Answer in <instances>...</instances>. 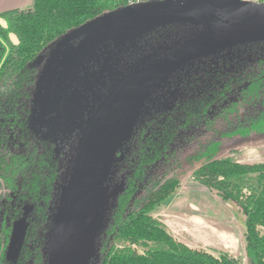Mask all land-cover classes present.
<instances>
[{
    "label": "trees",
    "instance_id": "obj_1",
    "mask_svg": "<svg viewBox=\"0 0 264 264\" xmlns=\"http://www.w3.org/2000/svg\"><path fill=\"white\" fill-rule=\"evenodd\" d=\"M131 0H34L33 7L0 14V34L11 44L0 49V264H46L50 208L61 160L54 143L30 126L41 67L31 63L69 30ZM9 33L20 39L13 44ZM247 52V53H246ZM252 60L237 59L206 72L205 88L152 118L128 142L121 161L125 190L106 233L98 264H241L177 240L152 211L181 186L176 174L184 147L189 162L203 160L194 177L246 215L250 264H264V162L241 163L218 157L222 139L264 133V42L245 48ZM256 184L247 190L245 178ZM34 206L17 262L7 258L13 223ZM143 248V251L139 250Z\"/></svg>",
    "mask_w": 264,
    "mask_h": 264
},
{
    "label": "water",
    "instance_id": "obj_2",
    "mask_svg": "<svg viewBox=\"0 0 264 264\" xmlns=\"http://www.w3.org/2000/svg\"><path fill=\"white\" fill-rule=\"evenodd\" d=\"M0 22L6 25L1 17ZM10 37L20 42L15 33ZM258 42H264V3L147 0L69 30L31 63L41 67L31 128L35 131L39 119L73 142L69 170L50 208L46 264L100 262L102 236L125 190V179L107 183L111 169L124 158L117 153L146 115L161 107L160 92L205 59L232 61L237 50ZM238 58L252 60V54ZM33 208L26 204L13 223L6 253L13 262L22 251Z\"/></svg>",
    "mask_w": 264,
    "mask_h": 264
},
{
    "label": "rangeland",
    "instance_id": "obj_3",
    "mask_svg": "<svg viewBox=\"0 0 264 264\" xmlns=\"http://www.w3.org/2000/svg\"><path fill=\"white\" fill-rule=\"evenodd\" d=\"M245 48L246 47H242L240 50H237V57L245 54ZM205 60L206 63L201 64L199 69L193 70L190 73L180 74L169 81L163 91L160 92L157 99V103L161 106L159 110L168 109L174 105L176 100L183 95L188 86L191 85L194 77H192V75L194 73L196 74L202 70L210 69L211 66L221 65V62L223 61L226 62L223 58H219L216 63L212 62L208 58ZM227 61L232 62L233 60ZM154 109H151V113L149 115L154 112ZM149 115H146L143 122ZM35 123V131L50 136V138L55 142L58 154L61 156V173L57 184L60 186L69 170L73 142L53 132L52 126L46 122L43 123L39 119H36ZM192 150V144H188L184 147V153H189ZM128 152L129 147L125 144L122 151L117 153V157H120L122 154L125 157V154ZM224 156H229L235 161L241 163L264 162V133L253 134L250 136H233L223 138L222 149L219 152L218 157ZM186 157L187 155L183 156L182 161L184 162L176 172V174H178L181 178V186L170 196L168 200L158 205L154 211H152V215L166 224L168 231L172 233L177 240L182 242L188 241L191 245L189 246L192 248L197 246L204 247L202 243H196L197 240L195 231L198 227L194 221L195 216L215 218L219 221V223L221 221V224L224 223L227 227L231 222L232 225L235 223V221H232V217H234V215L241 217L242 214L245 216V213L240 208L238 203L233 201H228V203L216 190L205 186L194 177V171L203 164V160L189 162L186 160ZM122 160L120 159L115 162L111 169V173L107 181V183L111 186L120 184L124 180L125 174L121 172L120 165ZM245 182L247 183L246 191L251 190V188L256 184L255 176L250 175L246 177ZM58 188L59 187H57V191ZM240 217L236 219L239 224H234L236 226V230L238 231H240V226L243 227V224L246 226V221H243V216L241 218ZM167 223H169L170 226ZM219 248L220 250L214 249L211 253L217 256L221 253H228L233 257L235 256L241 264H250L243 241L242 244L237 245L234 248L235 251L233 250L234 252L232 251V253L222 250L221 246ZM139 250L143 251V248L139 247Z\"/></svg>",
    "mask_w": 264,
    "mask_h": 264
},
{
    "label": "crops",
    "instance_id": "obj_4",
    "mask_svg": "<svg viewBox=\"0 0 264 264\" xmlns=\"http://www.w3.org/2000/svg\"><path fill=\"white\" fill-rule=\"evenodd\" d=\"M33 4H34V0H0V14L7 13L12 10L29 9L33 7ZM237 216L234 215V217H232V221H235L234 224L236 223L239 224L236 219L239 218L240 216L239 217ZM242 216H243V221H246V215L244 216V214H242ZM194 221L196 222L198 227L195 231L196 240H197L196 243L197 244L202 243L204 245V247L197 246L195 248L198 249L203 248L204 250L212 252V250L214 249L220 250L219 247L221 246L222 250L232 253L233 250L235 251L234 248L237 245L242 244V241L244 242L245 247L247 245V241H246L247 226H245L244 224L243 227L240 226L239 228L240 231H238L236 230V226L234 224L233 225L231 224L232 222L230 223L229 226L226 227L224 223L221 224V221L219 223V221L215 218H204L201 216H195ZM167 224L169 225V223ZM184 242L187 245H190L188 241H184ZM206 242H210V243H206Z\"/></svg>",
    "mask_w": 264,
    "mask_h": 264
},
{
    "label": "flooded vegetation",
    "instance_id": "obj_5",
    "mask_svg": "<svg viewBox=\"0 0 264 264\" xmlns=\"http://www.w3.org/2000/svg\"><path fill=\"white\" fill-rule=\"evenodd\" d=\"M9 38H10V40H11V42L13 43V44H19V43H15V42H13V40L11 39V37H10V33H9ZM20 40V39H19ZM1 48H5L6 49V53H5V56H7L8 55V53H9V51H10V48H11V44H10V42L8 41V40H6V39H4L3 38V36L0 34V49ZM243 54V53H242ZM250 54V53H249ZM248 55V54H247ZM242 56V55H241ZM243 56H246V55H243ZM242 56V57H243ZM235 59H237V62L236 63H238V62H240V61H246V60H240V58H238V57H236ZM234 59V60H235ZM233 60V61H234ZM233 61L232 62H230V64L231 63H233ZM228 63V61H226V62H221V65H218V66H214L213 68H210V69H207V70H202L201 72H198V73H194L193 75H192V77H193V79H192V82H191V85H189L188 86V88H187V90L184 92V94L183 95H181L177 100H176V102L174 103V105L172 106V107H170V108H168V109H164V110H159L158 108L157 109H154V112L151 114V115H149L147 118H146V120L144 121V122H142L141 124H139V126L137 127V129H136V131H135V134L133 135V137H132V139H134V137H135V135L138 133V131H139V129L143 126V125H146V122L147 121H149V120H151L152 118H158L162 113H165V112H168V111H170V110H172L176 105H177V103H179V102H181V101H183V100H185L187 97H189V96H193V95H195L196 93H200L204 88H205V81H206V79H207V76H206V72H213L214 71V69L216 70V69H219V68H221V67H224L225 68V66H226V64ZM232 65V64H231ZM38 67H40V66H36V67H34V68H38ZM32 106H33V104H32ZM131 139V140H132ZM130 140V141H131ZM56 146V145H55ZM193 146V150H194V145H192ZM192 150V151H193ZM192 151H190L189 153H183V155L185 156V155H188V154H190ZM59 155V154H58ZM59 157H60V160H61V156L59 155ZM60 173H61V168H60ZM60 173H59V177H60ZM59 177H58V180H59ZM58 180H57V184H58ZM57 184H56V187H57ZM56 192H57V189L55 190V197H56Z\"/></svg>",
    "mask_w": 264,
    "mask_h": 264
},
{
    "label": "built area",
    "instance_id": "obj_6",
    "mask_svg": "<svg viewBox=\"0 0 264 264\" xmlns=\"http://www.w3.org/2000/svg\"><path fill=\"white\" fill-rule=\"evenodd\" d=\"M140 1H147V0H131L130 3L140 2ZM245 1H252V2H255V3H264V0H245Z\"/></svg>",
    "mask_w": 264,
    "mask_h": 264
}]
</instances>
